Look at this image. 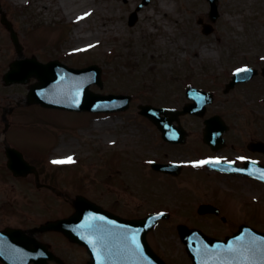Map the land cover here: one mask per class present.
Listing matches in <instances>:
<instances>
[{
    "label": "rangeland",
    "instance_id": "rangeland-1",
    "mask_svg": "<svg viewBox=\"0 0 264 264\" xmlns=\"http://www.w3.org/2000/svg\"><path fill=\"white\" fill-rule=\"evenodd\" d=\"M149 1V5L140 11L135 26L129 27L128 15L140 0H1L20 36L24 56H35L42 62L57 58L78 68L97 64L103 72V87L99 90L92 86L90 89L103 94L135 96L126 112L95 120L21 106L8 118L10 129L6 136L13 146L17 144L26 151L37 153L33 155L36 158L54 150L53 157L76 155L82 162L104 160L106 156L119 161L123 156L140 164L141 159L152 158L156 152L161 155L164 150L156 149L153 126L137 114L139 104L180 107L185 102L183 89L186 82L218 88V80H205L203 76L240 63H252L257 56L264 55V0H218L219 17L213 24L214 32L208 36L202 34L198 24L199 19L210 23L206 0ZM10 40L0 26V77L8 62L16 57ZM25 94L24 87L5 88L0 82V226L27 227L47 217L71 213L64 201L46 196L43 191L41 193L46 197H42L29 178L15 180L4 168L1 108L9 102H20ZM247 96L251 95L240 91L241 103L247 101ZM220 99L217 94L210 112L221 111ZM49 117L55 127L48 126ZM185 120L192 133L199 132V120L188 117ZM195 136H191L192 139ZM113 140L119 144L108 148V142ZM58 145L63 153L54 149ZM194 153L190 150L178 159H193ZM106 166L100 170L105 178L117 179L124 173L123 160L115 167L108 165L109 171ZM144 171L145 180L129 192L127 190V196H120L116 201L101 194L98 200L109 203L110 207L114 205L126 214H142L154 207L174 212L175 216L162 223L156 235H151L169 264H191L178 241L177 224L206 226L208 229L203 232L213 238H223L231 233V227L227 225L235 213L246 212L252 205L264 207V190L242 179L229 178L221 184L220 176L202 172L187 174V182L183 178L170 181L155 176L149 168L145 167ZM132 173L139 175L135 167ZM70 175L72 173L64 174L63 179L57 181L62 189L74 195L77 183H73ZM87 177L80 187L89 194L91 188H98L96 183L99 181L96 182L93 176L94 182H88L91 178ZM145 187L148 190L143 191ZM251 189L263 191L257 205L249 203L251 198L248 196H254ZM201 201L222 208L221 214L228 223L217 224V219H209V224L199 221L195 210L196 203ZM25 209L29 213L23 216ZM189 210L195 214L192 221L185 215ZM258 215L264 217V212ZM215 226L217 228L213 230ZM257 229H264L263 221ZM42 239L52 246L54 253L66 259L65 264H85L88 255L80 246L70 244L66 238L54 233L43 235Z\"/></svg>",
    "mask_w": 264,
    "mask_h": 264
},
{
    "label": "water",
    "instance_id": "water-1",
    "mask_svg": "<svg viewBox=\"0 0 264 264\" xmlns=\"http://www.w3.org/2000/svg\"><path fill=\"white\" fill-rule=\"evenodd\" d=\"M209 1L211 4L210 18L214 21L215 18H217L216 0ZM211 31L212 28L210 26H204L205 34H209ZM30 76H35L39 82H36V84L32 86L28 96V103L38 102L45 107L68 109L69 111H103L115 108L112 99L116 97L100 96L89 91L88 87L91 83H97L101 86L100 77L95 68L78 71L68 69L56 63L42 65L36 62L35 59L31 62L18 61L11 65V70L4 77V81H6V83H10L11 81H21L25 83ZM159 112L160 110H154V114L151 115H155L153 117L157 118V113ZM7 156L9 157L8 167L14 172V175H26L29 172L30 168H25L27 165L20 154L18 155V153L7 148ZM71 224H73V220L61 224H49L40 230H59L70 240L78 241V239L74 238L76 236V229ZM128 227L129 232H127L126 229L123 237L126 245L130 244V239H135L137 237V232L131 231L133 227L129 225ZM148 228L149 227H146V225L144 229L141 228L139 236H144ZM185 234H187L188 237H186ZM182 235L189 246L196 244L194 242L200 241L203 246L208 249L206 254L196 251V247L191 249L190 254L195 260V264H250L248 262L249 253L238 252V247L235 244L236 237H232L227 242L219 243L208 239L205 240L200 236L196 237L197 233L193 232L186 233L182 231ZM252 235H254V233ZM254 237L257 242V253L256 261L251 263H264V236L256 234ZM85 239L86 244L84 242L81 243L89 247L91 244L90 238L86 237ZM41 248V245L35 240L28 238L23 231L7 230L4 233H0V260L4 264H30L31 262L46 264L48 256H51L45 253L43 257H39L41 256ZM139 251L140 254L144 256V261H141L139 264H161L149 257L148 248L144 247L143 250L139 246ZM109 264H128V259H125V261L114 260L109 262Z\"/></svg>",
    "mask_w": 264,
    "mask_h": 264
},
{
    "label": "flooded vegetation",
    "instance_id": "flooded-vegetation-1",
    "mask_svg": "<svg viewBox=\"0 0 264 264\" xmlns=\"http://www.w3.org/2000/svg\"><path fill=\"white\" fill-rule=\"evenodd\" d=\"M247 65L257 70V74L253 77V79L248 81V83L236 85L233 89L227 92L226 84L227 81H229V78H223V82L221 86H219L220 90L218 92V96L221 97L220 104L223 105V108L221 111L220 109L216 112L208 111L206 114V118H209L214 114L219 115L223 125L226 126V128H223V133L221 135L223 141L222 147H219L217 151H213L209 145L204 143L202 130L203 127L199 129V132L195 137H193V139L191 137V132H189V135L187 136V142L184 145H170L161 143L156 149L162 148L164 152L161 155H159V152H156L154 157L156 158L157 163L180 164L182 165V171L177 177L158 173V171L155 172V176H161L172 181L177 179L179 180L181 178H183L182 180L188 179L187 174L190 172L197 174L198 171H194V169L193 171L192 169L186 170L187 168L185 167L184 163L190 158L186 157L185 159H178L181 154H187L191 150L195 152L194 157H197V159L216 158L221 160V165H224L227 169L230 167H235L238 169L245 168L246 172L249 174H225L220 175L221 178L229 179L230 177H234L244 180L247 179L249 182H252V184H258L264 188L262 181L258 180L259 176H264V77L262 76V72L260 70L263 68L264 64L248 63ZM240 91H244L251 95L247 96V101L243 103H241L239 98ZM203 120H201L202 123ZM155 136L156 138H159V134L156 131ZM115 161L116 160L114 159H112L110 162L107 161V166L109 164L111 167H115L118 164ZM107 166L106 169L109 171ZM139 177L140 176L137 175L136 180L130 183L128 172L124 171V173L117 179L105 178L107 190L106 194L109 195V198L116 199V201L120 198V196H127V190L129 192L134 188V186L138 183L137 181ZM125 182L126 184H124ZM109 186L116 189V194H109ZM97 189L91 188V194H93L92 198L96 201H94L95 203H97L98 196L101 194L105 195V192L102 191L101 187L99 189V194ZM251 192L253 195H257L262 191L252 190ZM108 205L109 203L106 204V202H104V209L119 217L133 219L141 218L145 215V212L142 214H126L121 212L118 207H114V205L110 207ZM261 206L262 207L254 208L252 205L251 209H245L246 212L239 213V217L235 215L234 219L229 218L231 223L229 222V225L227 226L231 227L230 230L233 231H237L241 225H247L257 229L258 224H261L262 221L264 222V217L258 215L259 212H264V209H261L262 211L258 210V208H264L263 205ZM220 220L223 222L221 223L222 225H226L229 221L227 218Z\"/></svg>",
    "mask_w": 264,
    "mask_h": 264
},
{
    "label": "snow or ice",
    "instance_id": "snow-or-ice-1",
    "mask_svg": "<svg viewBox=\"0 0 264 264\" xmlns=\"http://www.w3.org/2000/svg\"><path fill=\"white\" fill-rule=\"evenodd\" d=\"M243 71H247V69H244ZM59 162H62V161H57V163H59Z\"/></svg>",
    "mask_w": 264,
    "mask_h": 264
}]
</instances>
